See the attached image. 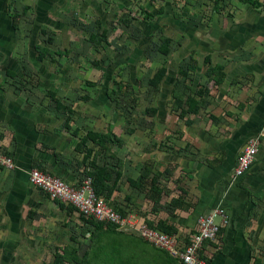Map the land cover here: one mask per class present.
<instances>
[{
  "label": "crops",
  "instance_id": "crops-1",
  "mask_svg": "<svg viewBox=\"0 0 264 264\" xmlns=\"http://www.w3.org/2000/svg\"><path fill=\"white\" fill-rule=\"evenodd\" d=\"M34 1L0 0V149L12 156L16 165L14 170L0 168V228L5 231L1 247L15 244L16 249L26 240L23 236L32 232L43 237V241L38 239L40 246L50 244L53 237L62 239L67 245L55 248L62 252L71 246L75 226L87 236V226L98 223L84 219L71 206L51 200L31 184L29 172L41 169L76 184L88 174L96 176L102 167L108 169L106 179L111 185L120 175L110 202L128 216L148 226L149 222L153 227L166 226L186 238L195 233L201 214L223 208L230 222L216 242L205 243L204 257L210 264H264V138L248 173L239 178L234 175L243 147L264 127V0H258L256 13L249 4L239 3L250 16L241 18L234 30L221 32L214 43L218 47L212 50L218 64L226 67L227 79L218 87L220 96L211 87L216 99H208V114L200 107L197 112H186L180 121L169 116L160 137L132 130L121 133L120 119L109 113L112 101L100 102L97 83L73 87L63 78L60 81L54 71L23 68L20 61L27 56L21 51V43L31 30L23 25L14 29L13 13L21 14L24 6L36 11L34 26L46 35V29H41L54 23L49 18L42 24V17L47 20L60 0H38L37 5L32 4ZM54 38L49 37L51 43ZM38 46H34L29 60L45 65L47 62L43 64L38 57ZM92 46L94 49L91 42ZM238 76L248 77L251 83L243 81L234 87L233 79ZM201 94L193 95L195 100H206ZM91 132L111 134L125 145L121 149L115 142L109 146V156L100 154L99 143L84 142ZM166 136L175 143L161 147L154 141L161 138L162 144ZM146 170L149 175L143 177ZM141 178L135 187L132 183ZM154 185L159 188L157 194L152 193ZM162 252L159 257L163 259Z\"/></svg>",
  "mask_w": 264,
  "mask_h": 264
},
{
  "label": "rangeland",
  "instance_id": "rangeland-1",
  "mask_svg": "<svg viewBox=\"0 0 264 264\" xmlns=\"http://www.w3.org/2000/svg\"><path fill=\"white\" fill-rule=\"evenodd\" d=\"M95 1L97 5H94ZM247 1L60 0L53 6L57 9L47 20L42 17V24H47L49 18L54 23V26L41 29H46V35L34 26V22L37 23L36 11L29 8L24 13L27 7L24 6L21 17H18L19 27H30L27 30L31 31L26 34V41L21 43V51L27 57L20 62L25 70L35 66L38 71H54L60 81L63 78L73 87L87 85V82L97 83L100 85V102L101 99L112 101L109 113L120 119L121 133L132 130L147 132L148 135L156 133L160 137L169 116L179 121L185 119L180 108L174 109L177 105L175 93H182L184 109L188 106L189 97L203 93L201 97L206 100L200 102L201 112L205 115L210 105L208 99L220 96L218 87L226 82L227 72L225 66L218 64L212 49L218 47L214 43L225 31L234 30L241 18L250 16L245 8L238 6L239 3L249 4L255 13L258 12L260 2ZM32 4L39 2L37 0ZM98 20L100 25H96ZM99 32L107 40L103 41L104 46L99 47V52H95L90 39ZM50 36H55L53 43L49 41ZM222 42L220 40L218 44ZM69 43L73 45L68 46ZM36 44L50 47L53 51L59 49L64 51V55L52 56V59L38 56L43 64H48L37 65L33 61V65L29 54L33 53ZM207 57H210L209 61ZM221 63L225 65L223 60ZM213 68L218 71L208 77V71ZM163 70L162 82L154 86L153 80ZM243 81L251 83L248 77L238 76L233 79L234 87ZM211 87L216 92L218 90L216 95H212ZM53 100H58L56 95ZM160 139L154 141L161 147L175 143L170 136H166L162 144ZM121 142L117 145L122 149L125 142ZM74 228L71 244H68L71 246L67 248L77 256L72 264H176L164 255L163 259L158 257L161 249L152 247L135 235L132 237L114 230L115 234L108 230L109 227L106 230L100 228V232L97 226L89 225L86 236V233H81L82 229L79 232L76 226ZM4 233L0 228V241L5 237ZM94 233L96 237L93 241ZM23 237L26 240H22L23 243L16 249L15 244L5 248L0 244V264H54L55 248L67 245L62 239L53 237L49 239L50 244L40 246L38 239L40 237L43 241V237H37V233L32 235V232ZM129 237L132 238L130 241ZM87 252L89 255L84 258Z\"/></svg>",
  "mask_w": 264,
  "mask_h": 264
},
{
  "label": "built area",
  "instance_id": "built-area-1",
  "mask_svg": "<svg viewBox=\"0 0 264 264\" xmlns=\"http://www.w3.org/2000/svg\"><path fill=\"white\" fill-rule=\"evenodd\" d=\"M264 138V127L261 132L251 137L238 156L234 175L244 177L254 164ZM12 156L0 149V168L14 170ZM31 184L53 200L74 207L85 219L96 223H107L118 231L135 235L152 247L161 249L181 264H210L204 257L205 243L216 242L222 229L230 222L227 212L220 207L208 214L198 217L195 233L189 237L165 233L151 228L135 216H123L109 200L100 197L94 190V179L86 175L76 184H70L58 176L33 168L29 172Z\"/></svg>",
  "mask_w": 264,
  "mask_h": 264
},
{
  "label": "trees",
  "instance_id": "trees-1",
  "mask_svg": "<svg viewBox=\"0 0 264 264\" xmlns=\"http://www.w3.org/2000/svg\"><path fill=\"white\" fill-rule=\"evenodd\" d=\"M257 5V4H256ZM27 9L26 8L24 10V13L27 12ZM15 18L14 19V23H13V28L14 29H18L19 28V20H18V17H21V14H13ZM16 22V23H15ZM46 32V31H44ZM104 31H102L101 33H103ZM106 37H103V35H100V32L96 35H94L93 37H91V42L93 44H95L94 48L95 49H99V47H103V41H106ZM50 42H52L51 39H49ZM167 43H169L170 41L167 39L166 41ZM37 52H39L41 54V58H46L47 56H63L64 54L57 51V52H54L52 51L51 49H48V48H44L42 46H38L37 48ZM167 52V51H166ZM207 60L209 61L210 60V57H207ZM218 70L213 68V69H210L208 71V77L211 76L213 73L217 72ZM164 70L162 71V73L158 74L157 77L153 80V84L154 86L155 85H159L160 82H162L163 78H164ZM175 99L177 101V105L174 106V109H182V116L185 115L186 112H189V113H194V112H197L196 110L200 107H202V103L195 100L194 98H191L189 97V100L187 101V104H188V108H185L182 106L183 104V95L182 93H175ZM52 99L55 98V95H51ZM57 104H58V107L61 106V103L59 100L56 101ZM88 140H93L97 143H99V146H100V154H105L107 156L108 155V152L109 151V146L114 144L115 142H119L120 144H122L121 140L118 138V137H113L111 136V134H96V133H89L86 137H85V141H88ZM97 169V168H96ZM149 170H146V172L144 173V176L143 177H146L149 175ZM109 174V171L107 168H102L100 167V172L96 173L94 176L93 174H88V176H92L93 179H94V190H95V193L100 196V197H104L105 199L109 200L110 201V198L113 194V191L117 188V184L119 182V178H120V175H118V179L116 180L115 184L114 185H111L108 183L107 179H106V175ZM95 177V178H94ZM143 178L140 179V181H134V183H132L135 187L139 184V182H141ZM157 181V180H156ZM157 192H159V188H157L155 185L152 187V193L154 194H157ZM74 208V207H73ZM117 211L123 215V216H126L127 213L119 210L117 208ZM94 222V221H93ZM108 230L114 232V230H116V227L111 225V224H107V223H98L97 224V228H98V231H100V228H103V227H108ZM149 226L151 228H157L165 233H168V234H175V232L173 231V229L171 228H167L166 226H163V225H158V227H153V223L152 222H149ZM101 232V231H100ZM95 235H93L92 239L94 241V238L96 237V233H94ZM164 255V257H166L167 259H169L170 262H175L173 260H176L174 258H172L168 253L166 252H162ZM89 255V252L85 253L84 255V258H86L87 256ZM158 257L160 255V253L157 254ZM77 260V256L74 254V253H71L67 248L64 249V252L63 254H60V253H56L55 254V261H54V264H66V262H68L69 264H72V263H75ZM176 262L178 263V261L176 260ZM175 262V263H176ZM178 264H181V263H178Z\"/></svg>",
  "mask_w": 264,
  "mask_h": 264
},
{
  "label": "bare ground",
  "instance_id": "bare-ground-1",
  "mask_svg": "<svg viewBox=\"0 0 264 264\" xmlns=\"http://www.w3.org/2000/svg\"><path fill=\"white\" fill-rule=\"evenodd\" d=\"M73 61V60H72ZM59 252V251H58Z\"/></svg>",
  "mask_w": 264,
  "mask_h": 264
}]
</instances>
